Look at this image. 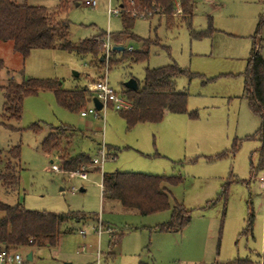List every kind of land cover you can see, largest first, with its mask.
Instances as JSON below:
<instances>
[{
    "label": "rangeland",
    "instance_id": "374dc122",
    "mask_svg": "<svg viewBox=\"0 0 264 264\" xmlns=\"http://www.w3.org/2000/svg\"><path fill=\"white\" fill-rule=\"evenodd\" d=\"M16 1L42 5L51 12L59 3ZM79 1L70 0L60 15L70 21L71 40L78 42L106 32L113 33L116 45L115 36L124 29L122 15L110 16L108 8H116L119 1L98 0L97 7ZM167 18L173 23L168 24ZM261 19L264 0H198L189 21L173 13L139 16L132 32L150 40L149 46L131 37L120 41L126 49L132 48L129 51L148 50V57L140 61L123 58L121 53L108 59L102 53L100 59H92L75 51L50 48L34 49L24 59L13 50L12 41L0 40V58L5 62L0 71V171L8 150L21 145L19 186L11 191L0 180V200L21 203L28 209L98 213L104 225L99 236L94 224L74 223V231L64 235L57 246L34 245L35 256L27 264H96L93 257L97 249L103 253V264H130L136 254L149 264H227L247 254L255 263L264 264V236L257 211L264 198L259 180L264 168L257 169L258 137L248 138L257 132L262 119L250 110L244 83L254 41L264 55ZM170 64L186 70L177 78L176 87L187 92L188 109L196 111V117L167 112L158 124L130 127L113 105L91 113L93 95L83 107L70 110L58 102L53 91L43 90L25 98L22 118L11 122L12 128L1 123V86L11 78L59 79L66 89H89L108 68L110 85L125 96V83L130 78L142 81L147 68ZM84 110L88 111L86 116L82 115ZM34 123L41 128L33 129ZM61 125L76 129L75 151L101 157L99 148L105 144L113 158L101 168L88 165L85 180L78 174L52 170L51 160L59 166L60 162L56 155L43 151L41 143L53 127ZM235 142L237 149L233 151ZM115 170L179 176L181 180L170 186L172 201L193 210L190 223L183 231H161L155 227L170 219V209L142 215L103 198V173ZM249 200L255 215L252 230L247 232ZM3 215L0 211V218ZM108 227L115 234H110ZM80 228L86 230V236L79 233ZM111 236L118 238L115 244L110 243ZM83 247L88 249L82 253ZM110 249L116 257L105 263ZM151 252L155 253L154 261Z\"/></svg>",
    "mask_w": 264,
    "mask_h": 264
},
{
    "label": "trees",
    "instance_id": "16d2710c",
    "mask_svg": "<svg viewBox=\"0 0 264 264\" xmlns=\"http://www.w3.org/2000/svg\"><path fill=\"white\" fill-rule=\"evenodd\" d=\"M125 9L134 8L139 11H151L145 17L153 14L173 13L174 0H118ZM198 0H181L183 20L189 21ZM70 0H59L55 11H49L42 5L18 3L16 0H0V40L12 41L13 50L27 59L32 50L38 48L64 49L75 51L82 56L90 55L92 59L104 56L102 38L106 32L74 42L70 37V21L61 18L70 5ZM78 3V1L76 2ZM124 29L116 34V43L123 44L122 39L134 38L149 46L150 40H144L132 32L137 17L122 12ZM168 24L173 23L167 18ZM264 20L261 19L259 25ZM111 40L113 33H109ZM122 38V39H121ZM247 68L244 72L245 95L250 110L262 119L257 132L248 138H255L260 142L258 150L260 159L258 168H264V55L259 45L254 41ZM129 57L133 61H140L148 57L146 51L112 50L110 57ZM4 60L0 58V71L4 67ZM113 65V60L112 63ZM186 70L176 64H170L153 69H146L142 81H138L136 90L125 86L124 95L131 103L129 109L121 110L130 127L140 122L158 123L165 113H189L196 117V111L188 109V94L176 87L179 76ZM4 96L1 123L6 127H13L11 122H18L22 118L25 98L43 90H51L57 100L70 110H78L91 100L92 93L87 87L66 89L59 79L24 77L22 81L11 78L7 85L1 86ZM90 92V96L87 93ZM33 129H40L41 125L34 123ZM76 129L61 125L51 129L41 143L43 151L56 155L60 162V169L64 173L82 170L83 166L91 165L93 157L85 152H77L74 148ZM237 149V142L232 150ZM1 155V152H0ZM0 171V180L6 189L14 191L20 183L21 145L10 148ZM97 169V168H96ZM89 172V171H88ZM181 179L174 175H156L133 171L105 172L102 177V196L108 200H115L127 210H135L142 215H150L164 210H171V217L167 222L156 226L161 231H182L192 219V210L182 203L172 201L169 186L175 185ZM0 211L4 215L0 218V249H20L34 245L56 246L64 228L69 222L86 218L97 219L96 213L81 210L69 212H55L49 210L28 209L21 203L8 204L0 200ZM254 220L253 208H249L246 231H251ZM116 237L111 243L117 242ZM230 264H253L248 259H235Z\"/></svg>",
    "mask_w": 264,
    "mask_h": 264
},
{
    "label": "built area",
    "instance_id": "2783aa9c",
    "mask_svg": "<svg viewBox=\"0 0 264 264\" xmlns=\"http://www.w3.org/2000/svg\"><path fill=\"white\" fill-rule=\"evenodd\" d=\"M175 1V8L173 14H183V9L181 5V0H174ZM79 3H83L84 5L90 6V7H97L98 0H80ZM127 11V13L132 14L134 17H145L148 14L151 13V11L144 10L139 11L134 8H128L125 9L123 6L119 5L116 8H113L111 5L108 8V13L110 16L116 15V14H122L123 11ZM102 45L104 48V57L107 59L110 57L112 50H114V45L112 43L110 34H107L102 38ZM128 49H132L131 47H128ZM106 69V68H105ZM108 68L106 69V72L103 73V75L89 85V90L91 91L93 97H97L102 103L103 107L107 105H113L117 110H124L129 109L131 107V103L127 100L125 96L120 94L114 87H112L107 79V72ZM93 101V98H92ZM98 111L95 106L93 109H90L89 111L92 113L94 111ZM88 114V111L84 110L82 111V115L86 116ZM96 115H99L97 112H95ZM99 154L101 157H94L93 162L91 165L96 167H103L104 162L109 158L108 151L106 149V145L102 144L99 148ZM51 169L54 171H61L60 166L55 164V159L52 162ZM72 175L78 174L82 179L88 178V170L86 169V166L82 167V170L80 171H74L70 172ZM264 181V177H263ZM100 232L102 231V226L99 227ZM28 260L22 251L18 249H9V248H2L0 249V264H27Z\"/></svg>",
    "mask_w": 264,
    "mask_h": 264
},
{
    "label": "crops",
    "instance_id": "0c3cea01",
    "mask_svg": "<svg viewBox=\"0 0 264 264\" xmlns=\"http://www.w3.org/2000/svg\"><path fill=\"white\" fill-rule=\"evenodd\" d=\"M194 11V10H193ZM183 15V14H182ZM116 45H118V46H122L121 44H116ZM115 46V45H114ZM125 48V47H124ZM79 75V74H78ZM138 82V81H137ZM248 100V99H247ZM249 105V104H248ZM250 108V107H249ZM168 112V111H167ZM166 112V113H167ZM165 113V114H166ZM165 116V115H164ZM163 120V119H162ZM161 122V121H160ZM160 122H158V123H160ZM140 123H150V122H140ZM158 123H151V124H158ZM261 145V144H260ZM259 148H260V146H259ZM259 148L257 149V154H258V157H259V159H260V155H259V152H258V150H259ZM236 151V150H235ZM108 154H109V152H108ZM109 157L110 158H113V156H111V154H109ZM258 164H259V162H258ZM257 169H261V168H258V165H257ZM93 170H98V169H93ZM115 171H120V170H115ZM134 172V171H133ZM157 175H160V174H157ZM165 175V174H164ZM263 177L264 176H261L260 177V182H261V185L264 187V181H263ZM85 180V179H84ZM101 188H102V192H103V187H102V181H101ZM171 186V185H170ZM170 186H169V192H170V195H171V198H172V191H171V188H170ZM173 186V185H172ZM84 190V188H82V191ZM103 197V196H102ZM174 201H177V200H174ZM112 203H116V201L115 200H112L111 201ZM177 202H179V201H177ZM120 203V202H119ZM180 203H182L183 205H184V203L183 202H180ZM122 206V205H121ZM185 206V205H184ZM123 207V206H122ZM250 207H252L253 208V212H254V215H255V211H254V207H253V202L251 201V200H249L248 201V204H247V218H248V216H249V208ZM124 208V207H123ZM187 208V207H186ZM125 209V208H124ZM188 209V208H187ZM190 210H192V209H190ZM258 216L260 217V231H261V234L264 236V198H263V200H262V202H261V205H260V207H258ZM262 212V213H261ZM192 213H193V210H192ZM96 214H98V213H96ZM98 217H97V219H94V218H86V219H82V220H78V221H74V222H69L68 224H66V226H64V228L67 230L66 232H64V233H62L61 234V236H60V239H59V242L61 241V239H62V237L64 236V235H66V234H68V233H71L72 231H74V223H76V224H78V225H80V224H82L81 226H85L86 224H88V223H92V224H94V229L95 230H97L98 229V234H99V236H101L104 232L103 231H101L100 232V230H99V227L100 226H102V230H103V222H101V220H100V218H99V215H97ZM192 217H193V215H192ZM91 219V220H90ZM192 220V219H191ZM164 223V222H163ZM190 223V222H189ZM188 223V224H189ZM258 223V222H257ZM159 224H161V223H159ZM159 224H157V225H159ZM70 226H73L72 228H70ZM252 226H253V224H252ZM186 227V226H185ZM156 228V227H155ZM108 229H109V227H108ZM157 229V228H156ZM251 230H252V228H251ZM109 231V233L110 234H115L114 233V231L112 230V229H109L108 230ZM183 231V230H182ZM169 232H177V231H169ZM79 233L81 234V235H83V236H86L87 235V232H86V230L85 229H83V228H80L79 229ZM112 237V236H111ZM113 238V237H112ZM112 241V240H111ZM111 241H110V243H111ZM59 242H58V244H59ZM57 244V245H58ZM56 245V246H57ZM47 246H49V245H47ZM51 247H55V246H51ZM24 248H28V250L27 251H24V252H22V253H24L25 254V256H26V258H27V254L29 253V252H32V260H33V258H34V256H35V250L33 249V246H27V247H24ZM88 248L86 247H83L82 249H81V251L80 252H85L86 250H87ZM19 250V249H18ZM21 251V250H20ZM94 251V250H93ZM94 257H93V261L94 262H96V264H103V256H102V252H100L99 251V249H97V250H95L94 251ZM149 255H150V257L152 256V257H154L153 258V261L155 260V253H149ZM116 257V254H115V252H114V250L113 249H110V251H109V253H108V255H107V257H105L104 259V262L106 263L107 261H109L110 259H114ZM248 259V260H251L252 262H253V264H260V262H254V260H253V258L251 257V255L250 254H247V255H244V256H240V255H238L237 257H235L234 259H232V260H230L227 264H230L232 261H234L235 259ZM28 261H30V260H28ZM108 263V262H107ZM263 263H264V255H263ZM66 264H72V263H66ZM130 264H149V262H148V259H145L143 256H141L140 254L139 255H135L133 258H132V260H131V262H130Z\"/></svg>",
    "mask_w": 264,
    "mask_h": 264
},
{
    "label": "water",
    "instance_id": "95a60500",
    "mask_svg": "<svg viewBox=\"0 0 264 264\" xmlns=\"http://www.w3.org/2000/svg\"><path fill=\"white\" fill-rule=\"evenodd\" d=\"M124 49V46H118L115 45L114 46V50H119L122 51ZM76 75H78V73H76ZM125 86L129 89H133L136 90L138 88V82L136 79L134 78H130L126 83ZM93 103L95 108L99 111L101 109H103V103L97 98V97H93ZM51 162H53V160H51ZM27 260H32V252H29L27 254Z\"/></svg>",
    "mask_w": 264,
    "mask_h": 264
}]
</instances>
